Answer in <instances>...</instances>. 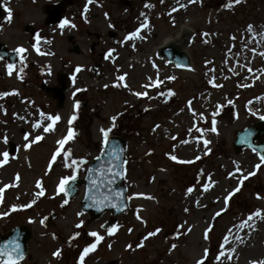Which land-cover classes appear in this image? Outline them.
<instances>
[{
    "label": "rangeland",
    "instance_id": "1",
    "mask_svg": "<svg viewBox=\"0 0 264 264\" xmlns=\"http://www.w3.org/2000/svg\"><path fill=\"white\" fill-rule=\"evenodd\" d=\"M136 2L128 12L127 36H138L121 46L109 40L99 51L108 56L105 73L95 81L88 71L83 75L93 94L86 100L100 103L95 115L81 112L69 124L74 98L58 113L40 91L43 77L36 70L29 84L0 77V237L21 223L34 228L31 260L22 264H81L84 249L96 243L91 232L103 240L83 264H264V219L254 216L264 214V163L254 151L233 150L236 134L264 117V53L254 52L264 44V0ZM185 28L193 66L188 71L157 52ZM107 30L95 31L105 36ZM84 57L85 51L77 63L88 67L92 61ZM69 128L75 132L71 140ZM108 129L129 145L131 206L112 235L101 229L109 215L90 222L80 212L83 191L67 208L58 192L65 177H84L104 141L101 130ZM60 140H66L63 147ZM13 144L18 153L3 164ZM72 160L77 165L67 167ZM41 188L44 195L38 196ZM53 211L57 218L47 225ZM249 215L254 219L246 224Z\"/></svg>",
    "mask_w": 264,
    "mask_h": 264
},
{
    "label": "flooded vegetation",
    "instance_id": "2",
    "mask_svg": "<svg viewBox=\"0 0 264 264\" xmlns=\"http://www.w3.org/2000/svg\"><path fill=\"white\" fill-rule=\"evenodd\" d=\"M136 1L0 0V77L8 75V65L12 64L11 76L20 84L24 80L29 84L36 70L37 77H43L40 91L53 101L56 109L59 106L64 109L74 98L75 107L79 105L78 112L95 115L100 103L96 102L95 106L93 101L86 100L93 94L83 82V75L91 71L94 78L104 72L103 62L108 56L105 51H99L110 46V41L119 46L127 43L128 12L138 7ZM144 7L146 17H150V3H144ZM65 20L69 26L61 28ZM102 25L108 28L105 36L95 31L97 27L103 30ZM19 48L26 51L21 54L17 52ZM84 51L85 60L92 61L88 67L76 60ZM63 89L66 100L62 104L59 96Z\"/></svg>",
    "mask_w": 264,
    "mask_h": 264
},
{
    "label": "water",
    "instance_id": "3",
    "mask_svg": "<svg viewBox=\"0 0 264 264\" xmlns=\"http://www.w3.org/2000/svg\"><path fill=\"white\" fill-rule=\"evenodd\" d=\"M160 55L164 58L167 57L177 67L183 69L191 67L190 56L177 44L165 45ZM262 136H264V120L257 121L247 127L245 131L238 133L234 150L250 148L259 152L260 155H264V143L256 144L257 140H260ZM243 140L247 142H242ZM127 148L128 146L122 138L116 136L108 138L107 147L104 145L103 152L89 165L84 180L79 182L75 180L67 188L69 203L79 193V186H85L86 193L81 201L80 209L83 213L90 214L91 221L100 219L107 212H110L113 217H118L128 212L130 200L125 184L128 160ZM113 151L117 154L118 159L111 155ZM109 161H112V163H109ZM109 168H112V171H119L121 174L113 176L108 171ZM108 228H111L109 223L103 226V229ZM31 239L32 230L29 227L20 226V228H15L9 234L0 238V248L9 245L10 242L18 243L25 258L28 253V243Z\"/></svg>",
    "mask_w": 264,
    "mask_h": 264
},
{
    "label": "snow or ice",
    "instance_id": "4",
    "mask_svg": "<svg viewBox=\"0 0 264 264\" xmlns=\"http://www.w3.org/2000/svg\"><path fill=\"white\" fill-rule=\"evenodd\" d=\"M91 2H92V0H89V3H91ZM192 2L195 3L196 0H192ZM235 3H237V4L240 3V0H235ZM226 6L229 7V8H231V7H232V4L229 3V4L226 5ZM9 16H10V10H9ZM65 26H69V21L65 20V21L60 25L61 28H64ZM70 26H71V27H75V25H70ZM143 27H147V23H145V24L143 25ZM251 30H252V28H251V26H249V31H251ZM136 36H138V33H133L131 36L128 37V39L131 40V39L135 38ZM36 39H37V44H39V42H40V37L37 36ZM25 51H26V50L23 49V48H19V49H17V52H19V53H21V54L24 53ZM37 52H39V48H37ZM40 54H44V53H40ZM109 56H111V52L109 53ZM13 68H14V65H12V64H9V65H8V74H9V75L12 74V70H13ZM77 71H80V69H77ZM249 71H251V69H249ZM119 79H120V80H124V77L121 76V77H119ZM170 94H171V93H170ZM137 95H146V93H144V94H140V93H138ZM76 107L79 108V105L77 104ZM48 119L53 120V121H58L60 118H59V117H54V118H53V117H48ZM75 119H76V116H73V117L71 118V120L69 121V124H71L72 121H74ZM261 119H264V117H261ZM113 120H115V118H113ZM113 126H115V124H113ZM37 127H39V125H37ZM44 130H45V131H48V128H45ZM101 131L103 132L105 147H107V145H108V136H109V132L111 131V129H108V130H101ZM198 131H199V129H198ZM211 131H213V132H216V131H217V129H216V127H215V120L212 121V128H211ZM74 136H75V132H74L71 128H69V130H68V135H67V140H71V139H73ZM26 139H27V137H26ZM41 139H43V137H39V136L36 137V140H37V141H38V140H41ZM5 142H7V141L5 140ZM242 142H247V141H246V140H243ZM65 143H66V140H60V141H59V144H60L61 147H63ZM204 143H205V145H207V144L209 143V141L205 140ZM29 147H31V145H29ZM8 155H9V154H8L7 152H4V153H3V164H6V163H7V161H8ZM57 155H60V153L58 152ZM69 155H70V154H69ZM111 155H112L114 158L118 159V156H117V154L115 153V151H113V152L111 153ZM52 159H53V161H55L56 157L54 156ZM64 159H65V161H67V159H68V155H65ZM98 159H99V158H98ZM171 159L176 160L177 157L172 156ZM260 159H261V162L264 163V155H261V156H260ZM180 162H181V163H185V161H180ZM77 163H78L77 161L72 160L71 163H70V164H66V166H67V167H72L73 165H77ZM109 163H112V161H109ZM0 166H2V164H0ZM113 167H115V165H113ZM256 167L259 168L260 165H257ZM108 171L111 172L113 176H118V175L121 174L119 171H112V168H109ZM252 174H254V173H252ZM246 178H247V177H244V179H246ZM18 179H19V177H17V180H18ZM75 180H76V176H75V175H72V176H70V177H65L64 179H62L61 182H60L59 188H58V192H60V193H64V195H68V192H67V188H66V186H67L71 181H75ZM242 183H243V180H241V184H242ZM37 186L39 187V185H37ZM207 190H208V189L205 188V191H207ZM239 190H240L239 187H237V188L235 189V191H237V192H238ZM191 191H192V189H189V192H191ZM37 195H38V196H43V195H44V191H43L42 188H41V191H40L39 193H37ZM148 198L151 199V197H148ZM229 198H230V197L226 198V200H225L226 203H227V200H228ZM64 203L67 204L68 201L65 200ZM29 206H31V205H29ZM13 210H15V209H13ZM216 215H217V216H220L221 213H220V212H217ZM254 216H255V217H260V218L264 219V214H262L260 211H256L255 214H254ZM254 216H253V215H249L248 218H247V221H245V223L247 224L248 221L253 220V219H254ZM137 218L139 219V217H137ZM41 222L43 223V221H41ZM78 227H80V225H78ZM241 227H243V225H241ZM116 230H117V228H115V227H114V228H110V229H108V233H109V235L114 234ZM158 231H159V230H158ZM210 231H211V229H208V232H210ZM208 232H205V238H207V236H208ZM156 234H157L156 232L149 233V236H153V235H156ZM90 235L96 238V243H93V244H91L89 247H87V248L84 249V252H83V254H82L81 257H80V259H81V264H83L84 257L87 256L90 252L94 251V250L96 249V247H97V244H98L101 240H103V237L100 236V235H98L96 232H91ZM225 241L227 242V238H225ZM139 246L142 247L143 245L141 244V245H139ZM129 248H131V245H129ZM206 251H207V250H206ZM53 255L56 256V257H59V256H60V252L57 251V252H55ZM226 255H227L226 253L221 252V257L226 256ZM23 258H24V253H23V251H22V249H21V247H20V245H19L18 243L10 242L9 245H5L4 247L0 248V264H19V262H20L21 260H23ZM228 258L231 259L230 256H229ZM197 264H205L204 259L199 260V261L197 262Z\"/></svg>",
    "mask_w": 264,
    "mask_h": 264
},
{
    "label": "bare ground",
    "instance_id": "5",
    "mask_svg": "<svg viewBox=\"0 0 264 264\" xmlns=\"http://www.w3.org/2000/svg\"><path fill=\"white\" fill-rule=\"evenodd\" d=\"M188 29V28H187ZM185 31L187 32L186 28L183 30L182 33H179L178 36L176 37V39H173V38H167L165 39V42L164 44H177L178 46H181V48L183 49L184 48V45L186 47L190 46V37L189 36H186L185 34ZM258 49V50H257ZM256 50H254L255 52V55H261L262 53H264V44L262 46H259L257 47ZM255 60V56L253 55V57H251V63H253V61ZM263 104H264V100H263ZM248 236L250 235H247V233H244V239L248 238ZM247 240V239H246ZM252 241V239H251Z\"/></svg>",
    "mask_w": 264,
    "mask_h": 264
}]
</instances>
